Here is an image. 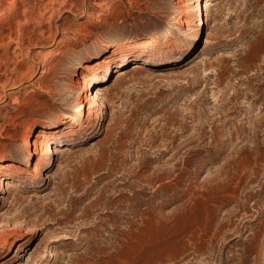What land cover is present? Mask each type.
Here are the masks:
<instances>
[{
  "label": "rangeland",
  "instance_id": "rangeland-1",
  "mask_svg": "<svg viewBox=\"0 0 264 264\" xmlns=\"http://www.w3.org/2000/svg\"><path fill=\"white\" fill-rule=\"evenodd\" d=\"M202 1L0 0V264H264V0Z\"/></svg>",
  "mask_w": 264,
  "mask_h": 264
},
{
  "label": "bare ground",
  "instance_id": "bare-ground-1",
  "mask_svg": "<svg viewBox=\"0 0 264 264\" xmlns=\"http://www.w3.org/2000/svg\"><path fill=\"white\" fill-rule=\"evenodd\" d=\"M211 5L212 4H211L210 0H206L205 2L203 0L202 2H200L198 12H197V14H198L197 16L202 18L200 23H202L204 19H206V22L201 24V25H198L192 32H190L188 34L181 32V35L179 36V38L176 39L175 44H180L181 41L183 39H186V38L191 39L192 41L198 40L199 35L201 33L202 26H204V25L206 26L208 19H209V16H211V14H210V10H211L210 6ZM156 41H157L156 36H149V37L144 38V40H141V41H134V42L124 41V42H121L114 47L113 56L109 60L102 62L101 64H98L97 66L92 67L88 70V72L90 73L91 79L84 84L86 86L85 89H87L85 94H86V100L89 103V105L91 106V108L97 110L95 117L100 116L101 108L104 107L105 104L101 101L102 99L100 97V94L98 93V90H95V86H91V85L92 84L97 85L96 83H100L103 80V75L105 74V71L109 70L112 66L123 62L128 55H133V54H137V53H141V52H148L149 50H151L156 45ZM85 101L81 102L80 105L78 106V108L76 109V114L79 117H81L83 115V112L86 109ZM70 119L72 120L73 123H76L78 129L88 127V125L93 122V116H85L84 118L80 119V118H77V116L73 115L70 117ZM58 138H65V136L63 134H61V135L59 134L57 136V139ZM34 146H36V145L34 144ZM36 155H37L38 159H37L36 163L34 164V166H35L34 173L39 178V175L41 174L43 167L45 165L46 166L50 165L51 160L49 158H51L55 155H58V150L56 147L51 146L46 153L44 151H42ZM6 177H9V176H6ZM9 184H10V182L5 183V179L0 177V193H1V191L4 190V187L8 186ZM66 239H68V238H66ZM22 246H23V244H22V242H20L19 249ZM41 264H45V263L42 262Z\"/></svg>",
  "mask_w": 264,
  "mask_h": 264
}]
</instances>
